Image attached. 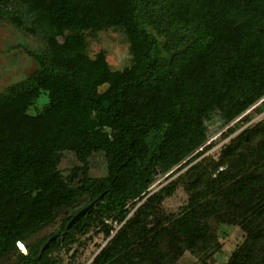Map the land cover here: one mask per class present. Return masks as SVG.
I'll list each match as a JSON object with an SVG mask.
<instances>
[{"label": "trees", "instance_id": "trees-1", "mask_svg": "<svg viewBox=\"0 0 264 264\" xmlns=\"http://www.w3.org/2000/svg\"><path fill=\"white\" fill-rule=\"evenodd\" d=\"M0 19L43 43L19 44L36 70L0 94V264H63L91 233L107 243L90 264H177L223 225L245 234L226 264H264V118L249 125L264 114V0H0ZM109 30L129 43L123 70L90 53ZM180 187L187 203L166 213Z\"/></svg>", "mask_w": 264, "mask_h": 264}, {"label": "rangeland", "instance_id": "rangeland-1", "mask_svg": "<svg viewBox=\"0 0 264 264\" xmlns=\"http://www.w3.org/2000/svg\"><path fill=\"white\" fill-rule=\"evenodd\" d=\"M22 41L32 49L40 48L43 45L40 39L26 35L8 20L0 19V94H2L7 87L22 81L26 76L36 70L34 61L19 47ZM89 50L92 56L100 51H105L107 60L113 70H123L131 65L132 57L129 43L124 34L120 31L109 30L100 33L95 39L89 38ZM46 102L47 98L43 96L31 107L30 113L37 114L40 112ZM263 118L264 114L256 116L249 125L255 124ZM221 130L217 132H214V130L212 131L214 134L211 139L216 137L213 141L220 139L223 132L219 136L218 134ZM233 137L234 136L229 139ZM227 141L228 140H225L218 144L207 154L217 158L221 146ZM77 164L78 162L73 154L65 153L60 169L67 175ZM93 168V176L105 175L106 165L103 156L94 157ZM168 182L166 177L159 179L151 187V191H158ZM187 200L188 194L183 187H180L173 197L165 201L163 207L166 213L177 214L187 203ZM56 229L57 227H51L46 232L49 233ZM217 235L218 238L211 244L204 245L195 251L186 253L177 264H200L205 260L208 261L209 264H226L230 254L244 241L245 234L237 226L223 225L217 228ZM89 236H92V239L87 241ZM89 236L81 238L79 244L61 252L59 257L63 260V264H90L92 262L95 256L106 245L107 241L103 239L102 235L97 236L91 233ZM86 241L87 244L83 245ZM98 245L100 246L98 247ZM74 254H76V258L72 259Z\"/></svg>", "mask_w": 264, "mask_h": 264}, {"label": "water", "instance_id": "water-1", "mask_svg": "<svg viewBox=\"0 0 264 264\" xmlns=\"http://www.w3.org/2000/svg\"><path fill=\"white\" fill-rule=\"evenodd\" d=\"M256 108V107H255ZM229 129V128H228ZM227 129V130H228ZM103 198V195L99 198V199H97L96 201H94L93 203H91L90 205H88L86 208H84L82 211H80L73 219H72V221L69 223V225H68V228H67V231H69L73 226H74V224L77 222V220L79 219V218H81L82 216H84L92 207H94L101 199ZM59 237V235H55V236H53L51 239H50V241H49V243H47L46 245H45V247H44V249H46L48 246H49V244L51 243V242H53V241H55L57 238ZM43 249V250H44Z\"/></svg>", "mask_w": 264, "mask_h": 264}]
</instances>
